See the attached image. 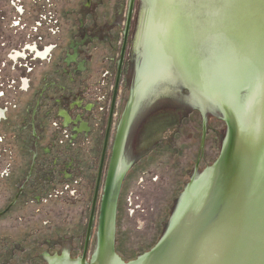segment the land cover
Returning <instances> with one entry per match:
<instances>
[{"label":"water","instance_id":"1","mask_svg":"<svg viewBox=\"0 0 264 264\" xmlns=\"http://www.w3.org/2000/svg\"><path fill=\"white\" fill-rule=\"evenodd\" d=\"M137 1L128 2L83 252L50 264H264V0H139L145 9L138 18ZM130 41L136 50L130 98L104 179ZM172 87L189 91L187 102L203 112L205 130L208 118L200 166L207 169L193 176L164 235L165 227L120 257L117 214L127 135L141 103ZM202 120L198 114L185 184L194 173Z\"/></svg>","mask_w":264,"mask_h":264},{"label":"rangeland","instance_id":"2","mask_svg":"<svg viewBox=\"0 0 264 264\" xmlns=\"http://www.w3.org/2000/svg\"><path fill=\"white\" fill-rule=\"evenodd\" d=\"M86 2L87 0H0V109L8 108L5 116L10 113L12 116L11 120L6 121V117L0 113V211L5 210L10 204L16 191V187L13 186L15 179L24 174L19 172L20 165L27 160L23 159L21 152L23 142L24 140L31 144L34 142L32 136L40 130L36 131L33 127L40 125L44 116L47 117L48 125L46 130L42 131L46 142L44 141L41 147H52L54 152L50 156L43 157L41 161V164H45L44 178L48 179L56 175V178L60 179L58 189L63 191L61 196L53 197L46 202L41 199L30 201L27 196L8 215L0 218V237L14 235L17 243L20 242L14 250L10 246L11 239H5V243H0V264H30L34 262V256L38 252H43V255L48 254V257L53 255L62 257L67 253L73 259L81 256L83 252L103 133H100L101 138L96 141L98 142L95 144L96 154L93 155L94 159L91 157L93 162L90 161L95 165L94 170L84 171L86 165L83 166L82 163L71 168L64 167L62 163L57 165L53 163L52 159L59 157L58 153L64 162L73 153L75 155L79 153L78 158L82 160L85 152L89 150L85 136L80 137L78 149H73V153H69L70 150L65 145L51 146L58 133L53 123L55 115L53 112L61 108L72 118L83 112V107L74 108L70 104L71 99L74 98L71 95L74 85L69 82L68 76L62 73L66 65L61 63V59L65 54H73L69 48L73 40L72 33L81 20L87 26L91 24L93 18L101 19L104 15L110 19H119L120 25L114 29V32H117L116 42L120 48L121 32L124 29L129 0H104L103 5L91 11L84 8L85 6L89 8ZM144 7V2L138 0L137 18L140 11L142 14ZM42 14L45 16H41ZM137 22L138 19L134 23V35L137 31ZM58 45L59 47H56ZM51 46L56 48L45 59L37 57V51L43 52ZM130 46L127 79L134 72L136 63L133 42ZM56 62H59L58 66ZM71 69L73 66L69 67V70ZM89 79L80 77L79 81L84 80L86 83ZM25 81L31 86L30 89L24 86ZM55 82L63 85L65 89L57 88ZM40 94L43 95L41 103L38 101ZM84 95L86 101L82 103L83 106L90 102L88 95ZM189 95L187 89L174 88V91L156 94L150 102L155 105L164 103L163 100L166 99L167 102L177 100V97L187 101ZM61 96L68 97L67 99L71 101L68 103L69 106L66 101L63 102L64 107L54 106L51 99ZM121 98L117 122L123 113L126 100L130 98V92L122 89ZM149 100L150 98L147 99ZM15 103L19 105V109H15ZM105 103L107 105V102ZM197 117L198 113L195 111L187 115L181 124L174 125L164 132L160 128L157 136L160 141L159 147L154 154L152 153L153 155L139 159V164L133 167L127 177L118 207L116 250L120 257L164 228L170 219L173 203L185 186ZM89 122L94 126V120ZM105 128L106 119L100 127L101 132ZM141 142H144V137ZM10 168L12 171L15 169V177H7ZM25 172L27 176V170ZM83 174L90 180V187L76 183L78 175V179L81 180ZM36 178L37 175H34L33 179ZM67 182L72 184L70 189H67ZM31 188L29 186L27 190ZM49 189L52 190V187ZM21 214L24 215L22 219H20ZM74 223H78V230L75 229ZM35 227L39 231L38 234H35ZM95 234L94 231V239ZM45 236L48 240L63 238V247L66 249L60 253V247L47 245L44 241ZM93 247L92 243L91 253L95 250ZM91 253L88 257H91ZM4 258L7 261L1 263L2 260L5 261Z\"/></svg>","mask_w":264,"mask_h":264},{"label":"flooded vegetation","instance_id":"3","mask_svg":"<svg viewBox=\"0 0 264 264\" xmlns=\"http://www.w3.org/2000/svg\"><path fill=\"white\" fill-rule=\"evenodd\" d=\"M86 3L89 4V8L86 6L84 8H86V10L88 11H91V10H97L98 8L97 6L103 5L104 0H87ZM41 16L44 17L45 14L44 15L42 14ZM118 21L119 19H114V18L110 19L106 17V15H104V17L101 19L93 18L91 24L86 26L83 20H81L80 24L77 25L76 30L72 33L73 40L70 43L69 48L71 49L70 51L73 54H69V55L65 54L64 57L61 59V63H64L66 65V67L62 70V73L64 75H67L69 82H71L72 85H74V88H73L74 91H71V95L74 98L71 99L72 102L67 99L68 97L64 98L62 96L60 98H57V99L55 98L51 100L53 101V104L55 107L59 105L64 107L65 105H63V102L65 101H66L65 103L67 104L71 102L70 104L74 108L83 107V112L76 115L75 116L76 118H72L70 114H67V111L61 108L53 112L55 114L53 116V119H54L53 123H54V126H56L58 133H57V138L54 140L51 146L53 145L59 146V144L60 146L65 145V147H67L70 150L69 153H73V149H78V143H79L78 141L80 137L85 136V138L88 140L89 150L85 152L84 159L82 160H80V157L78 158L79 153H77L76 155L75 153H73L67 158V160H64V162H62V156L59 155L58 153L59 157L55 156L56 158L52 159L53 163H55L56 165L57 163L58 164L62 163L64 167L71 168V167H75L76 165L79 166L80 163H82L83 166L86 165V169L83 168L84 171L86 170L87 172H89V171L94 170L95 165L92 164L93 161L91 160L92 159L91 157H93V155L96 154L95 144L98 143L96 141H99V139L101 138V134L103 133L102 134L103 135L102 149L100 153V159H101V154H102L104 140H105L106 131H107V124H108L109 115H110V109L112 105L114 88L116 84L118 61L120 58V52H121V47L123 43L124 29L121 32L122 33L121 46L120 48H118L117 42H116L118 35H117V32H114V29L120 25ZM130 44H131V41H130ZM56 47H59V45ZM56 47H47L43 52L37 51V54H38L37 57L45 59V57H47L48 54L51 53V51ZM80 47L82 49H80ZM128 56L129 55H127V58L125 60L123 73H122V79L120 82L119 92L117 95V102H116L115 114H114V119H113V127H112V132H111V137H110V142H109V147H108V153H107L106 162H105L104 179L106 178V173H107L109 163L111 160V156H112V150H113V145H114L115 136H116V129H117L118 123L122 116V115L120 116L119 121L117 122L116 118L119 116L118 109L120 108L121 100H122L121 98L122 89L130 92V87H128V79H127V72H128V66H129ZM56 65L58 66L59 62H56ZM70 66H73V69L69 70ZM80 77L81 78L85 77V79H88V78L90 79L87 80V82L85 83L84 80L79 81ZM54 84L57 86V88H61L62 90L65 89V87L61 84H58L56 82ZM28 85L29 84L27 83V81H25L24 86L27 87V89H30L31 86H28ZM84 94H86V96L88 95L90 99V102L85 103V106L82 105V103L86 101V99L83 97L85 96ZM42 96L43 95L40 94L38 98V101L40 103L43 100ZM150 101L151 100L149 101L144 100L141 103L138 114L137 116H135L134 120L132 121V124L130 126V129L127 135V139L125 142V148L123 152L124 171L126 173L122 181V185H121L118 207H119L121 195L123 193L124 185L126 184L127 177L130 175V172L132 171L133 167L134 168L137 167V165L139 164V159L143 158L146 155H149V156L153 155L155 150L159 147L160 141L157 137L159 136V133H160L159 129L162 128L164 132L174 125L181 124L187 115L195 111L201 117H203V120H202L203 125H202L201 138H200V143H199V154H198V157L195 163L194 173L193 175H190L189 181L185 184L180 195L178 196V198L175 199L173 203V206L170 212L171 214L170 219L168 220L164 228V231L162 233V236H163L165 231L167 230V227L170 223L172 215L178 205V201L180 200L181 195L185 192L187 186L192 182L193 176L195 175L196 172L197 174H201L207 169L206 167L203 170H201L200 166H201V163L206 153V141H207V136H208L207 134L210 129V124H208V118H207V125H206L207 127L205 130V123H204L205 117H204L203 112L199 108L192 105L190 102H187L186 100L181 99L180 97H177V100H174V101L172 100L171 102H167V99H166V100H163L164 103L161 102L155 105H153V102L151 103ZM105 102H107V105ZM127 102L128 101L126 100L125 105H124V110H125ZM70 104H68L67 106H69ZM14 107L15 109H19V105L16 103L14 104ZM7 112H8V108L6 110L0 109V113L3 115V117H6L5 119L6 121L11 120V117H12L11 113L9 115L7 114L8 116L7 115L5 116V113ZM168 112H171V113L168 114ZM209 115L211 117L213 116L212 114H209ZM105 119H106V128L103 132H101L100 127L104 123ZM89 120L95 121L94 126L90 124ZM41 121L42 122L40 125L37 124V126L33 127L34 130L36 131L37 129L40 130V132H36L35 135L32 136V138H34V142H32L31 144V143H28L27 140H24V142L22 141L23 147L21 149V152L23 153V156H24L23 159L25 160L27 159V160L23 162V164L20 165L19 172L20 174L21 173H24V174L22 177L21 175H19L15 179L13 186L16 187L15 189L16 191L10 201V204L6 207L5 210L0 211V218H3L6 215H8V213H10L17 206H19L22 200L27 196H29L30 201H37L41 199L42 201L46 202V201H49V199L53 197H59V195L63 193V191L58 189L60 185V183L58 184V181H60V179L58 180L56 178V175L55 177L54 175H52L48 179L44 178L45 164H41V161L43 157L50 156L54 152H53L52 147L50 148L41 147L43 142L44 141L46 142L45 136L42 134L43 133L42 131L46 130V127L48 125L47 117L46 116L42 117ZM204 132H206V139L203 144ZM96 135H97V138H95ZM142 137H144L145 144L144 142L143 143L141 142ZM4 139H6V137H4ZM223 139H222V142H223ZM221 147H222V143H221ZM46 149L48 150L46 151ZM90 161L92 162L90 163ZM99 166H100V161H99ZM26 170L28 172L27 176L25 172ZM66 174L68 175V173ZM34 175H37L36 179H33ZM92 175L93 174H91V176ZM15 176H16L15 169L12 171V169L10 168L9 173L7 174V177L12 178ZM78 178H79V175H78ZM78 178L76 180L77 181L76 183H78V185L82 184L84 186L90 187V183H89L90 180L85 178L84 174L81 180ZM66 185H67V189H70V186H72L70 182H67ZM95 185H96V181H95ZM29 186H31L32 188L30 190H27ZM49 187H52V190L49 189ZM85 190L86 189H84V191ZM28 192L31 194L30 195L27 194ZM13 202L14 204L12 205V207L8 209L9 206ZM26 202L29 203L28 200H26ZM23 217L24 215L21 214L20 219H22ZM117 223H118V214H117ZM45 224L47 223L45 222ZM77 224L78 223H74L76 230H78ZM32 230L33 229H31V231ZM86 231H87V228H86ZM38 232H39L38 229L35 227V234H38ZM162 236L160 237V239L162 238ZM18 238L20 239L19 236ZM5 239H11L12 244L10 243V246L11 248H13V250L15 249L16 245L20 243V242L17 243V238L14 237V235L13 236L8 235L5 237L2 235L0 237V243H5ZM24 239L25 238L23 237V240ZM44 241L47 245L49 244V246L60 247V253H62L66 249V247H63V244H64L63 238L58 237L55 240H48V238L45 236ZM84 242H85V239H84ZM92 243H93V246L95 247L96 245L95 239L92 240L90 248L92 246ZM42 244L43 243H41L40 246H42ZM90 248H89L88 256L91 253ZM92 254L93 253H91V256ZM53 256L48 257V254L43 255V252H38L37 255L34 256V262L30 264H42V263L50 264L51 261L53 262L56 261V263H58V259H62L63 257V256L62 257L61 256L53 257ZM79 257L80 256H78L76 259H78ZM70 259H73V258L70 257ZM4 260L5 261L2 260L1 263H4L7 261L5 258ZM88 261L89 262L91 261V257H88Z\"/></svg>","mask_w":264,"mask_h":264},{"label":"bare ground","instance_id":"4","mask_svg":"<svg viewBox=\"0 0 264 264\" xmlns=\"http://www.w3.org/2000/svg\"><path fill=\"white\" fill-rule=\"evenodd\" d=\"M148 62H146V64H145V66L143 67V70L141 71V72H143V74L144 75H147V72H148V64H147ZM160 69H158L156 72H158ZM159 73H154V76H152V78L154 77V78H156L157 77V75H158ZM156 75V76H155Z\"/></svg>","mask_w":264,"mask_h":264},{"label":"trees","instance_id":"5","mask_svg":"<svg viewBox=\"0 0 264 264\" xmlns=\"http://www.w3.org/2000/svg\"><path fill=\"white\" fill-rule=\"evenodd\" d=\"M50 12V11H49ZM134 70V69H133ZM132 70V72H133ZM134 73V72H133ZM133 73H131V75L128 77V87H130L132 85V81H133ZM171 113V112H168V114ZM174 115V114H172Z\"/></svg>","mask_w":264,"mask_h":264},{"label":"crops","instance_id":"6","mask_svg":"<svg viewBox=\"0 0 264 264\" xmlns=\"http://www.w3.org/2000/svg\"><path fill=\"white\" fill-rule=\"evenodd\" d=\"M51 47H53V46H51Z\"/></svg>","mask_w":264,"mask_h":264}]
</instances>
